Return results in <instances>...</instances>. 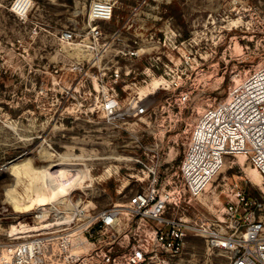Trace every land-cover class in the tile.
Wrapping results in <instances>:
<instances>
[{
  "label": "rangeland",
  "instance_id": "rangeland-1",
  "mask_svg": "<svg viewBox=\"0 0 264 264\" xmlns=\"http://www.w3.org/2000/svg\"><path fill=\"white\" fill-rule=\"evenodd\" d=\"M15 1L0 0L4 243L21 242L76 207L124 202L153 171L174 170L198 113L264 62V0H119L113 19L98 22L89 17L93 0H31L26 16ZM94 26L103 31L98 39ZM66 31L73 39L63 37ZM173 78L181 90L169 86ZM111 83L108 101L104 85ZM140 104L146 113L137 114ZM107 105L116 112L108 114ZM11 161L25 164V178L34 177L49 204L13 209L5 196L15 180L5 166ZM253 168L243 157L229 160L201 198V212L210 217L212 203L222 208L224 182L237 179L262 199L264 178L258 185L247 176L259 173ZM42 208L46 215L37 218ZM229 256L203 236H188L183 255L169 264H228Z\"/></svg>",
  "mask_w": 264,
  "mask_h": 264
},
{
  "label": "built area",
  "instance_id": "built-area-1",
  "mask_svg": "<svg viewBox=\"0 0 264 264\" xmlns=\"http://www.w3.org/2000/svg\"><path fill=\"white\" fill-rule=\"evenodd\" d=\"M118 1L93 0L90 19L111 21ZM31 6V0L14 3L21 16ZM91 32L96 39L103 35L98 26ZM63 37L73 39L74 33L66 31ZM126 54L137 56L138 51ZM168 84L182 88L177 78ZM104 86L110 101L115 84ZM107 110L116 112L110 105ZM146 111L137 106V114ZM238 157L264 177V62L235 79L222 100L198 113L174 170L153 171L147 186L124 202L102 210L76 207L65 226L40 227L18 243L0 242V264H169L183 255L188 236H203L228 252V264H264V197L249 196L237 179L224 182L222 208L207 206L210 217L200 209L201 198L229 160Z\"/></svg>",
  "mask_w": 264,
  "mask_h": 264
},
{
  "label": "bare ground",
  "instance_id": "bare-ground-1",
  "mask_svg": "<svg viewBox=\"0 0 264 264\" xmlns=\"http://www.w3.org/2000/svg\"><path fill=\"white\" fill-rule=\"evenodd\" d=\"M12 162L13 161L10 162L8 169L15 180L11 186L5 189V196H6V200L13 207V209L16 212L26 213L35 207L39 208V207H42L43 205L49 204L50 203L49 199L45 196L46 194L44 193L43 190H41L38 187V189H36L37 191H35L36 187L33 186L35 182L34 177L29 176L28 179L25 178L26 176H28L26 174L27 168L25 167V164L19 161L14 162V163ZM240 163L241 165L245 166L243 161L242 162L240 161ZM255 169L253 168V171H255ZM259 173L254 174L251 171H248L247 176L251 179V181L255 182L258 185H262L263 184L262 179L264 177L262 174L260 175ZM255 175H257L259 179L256 178ZM22 184H24L23 188H25V192L23 194H20V188L22 187ZM31 189H33V193L30 192ZM41 210H43V212L41 214L40 213L37 214L39 215L37 217H42L46 215L47 209L42 208ZM72 218H73V215L71 214L61 215V216L55 217V221L46 223L44 225L45 226L57 225L58 227H61V226L67 225L72 220ZM16 230L17 229H13V231H16Z\"/></svg>",
  "mask_w": 264,
  "mask_h": 264
},
{
  "label": "water",
  "instance_id": "water-1",
  "mask_svg": "<svg viewBox=\"0 0 264 264\" xmlns=\"http://www.w3.org/2000/svg\"><path fill=\"white\" fill-rule=\"evenodd\" d=\"M9 164H10V163H9ZM9 164H7V165H5V166H7V167H8V166H9Z\"/></svg>",
  "mask_w": 264,
  "mask_h": 264
}]
</instances>
